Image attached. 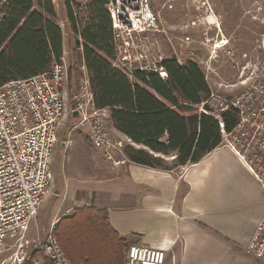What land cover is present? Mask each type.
<instances>
[{"label": "trees", "instance_id": "16d2710c", "mask_svg": "<svg viewBox=\"0 0 264 264\" xmlns=\"http://www.w3.org/2000/svg\"><path fill=\"white\" fill-rule=\"evenodd\" d=\"M108 0H64L65 25L80 52L96 109H107L111 128L126 137L125 160L170 172L200 162L220 146L219 122L205 114L211 90L194 61L174 56L156 72L113 66L115 47ZM0 19V87L45 72L63 57V33L51 0H7ZM202 107V111H200ZM226 133L234 110L220 113ZM53 234L70 264H125L129 244L109 225L105 210L82 206L60 218Z\"/></svg>", "mask_w": 264, "mask_h": 264}, {"label": "built area", "instance_id": "2783aa9c", "mask_svg": "<svg viewBox=\"0 0 264 264\" xmlns=\"http://www.w3.org/2000/svg\"><path fill=\"white\" fill-rule=\"evenodd\" d=\"M6 3L7 0H0V19ZM106 8L115 47L113 66L129 77L138 69L156 72L165 79L166 74L158 65H132L161 61L147 60L150 36L159 27L151 0H108ZM217 45L223 49L227 40H220L213 47ZM225 52L233 56L229 50ZM66 79L62 57L43 73L0 87V254L7 240L15 239V250L0 264H70L53 234L56 223L44 236L25 238L50 192L53 149L58 129L68 115L77 122L74 129L85 132L91 145L101 150L108 162L113 166L124 164L113 155L118 146L106 129L109 113L107 109L95 108L87 76L71 96V110L66 105ZM248 80L245 89L230 102L211 93L206 102L208 111L203 112L219 122L220 146L240 159L264 194V44ZM228 109L235 111L237 123L226 133L220 113ZM244 251L264 264V212ZM165 259L166 252L161 249L132 245L125 252V264H164Z\"/></svg>", "mask_w": 264, "mask_h": 264}, {"label": "crops", "instance_id": "0c3cea01", "mask_svg": "<svg viewBox=\"0 0 264 264\" xmlns=\"http://www.w3.org/2000/svg\"><path fill=\"white\" fill-rule=\"evenodd\" d=\"M70 49L63 38V55ZM177 53L174 48L182 64ZM80 60L83 64L81 55ZM75 142L61 147L67 150ZM79 144L83 147L80 140ZM56 178L43 202L50 225L87 206L105 210L110 227L130 246L164 250V264H262L244 249L264 212V194L240 159L225 147L183 170L159 171L126 160L113 166L96 158L89 177L63 173Z\"/></svg>", "mask_w": 264, "mask_h": 264}, {"label": "rangeland", "instance_id": "374dc122", "mask_svg": "<svg viewBox=\"0 0 264 264\" xmlns=\"http://www.w3.org/2000/svg\"><path fill=\"white\" fill-rule=\"evenodd\" d=\"M69 1L82 2V0ZM51 2L55 8L63 38L72 48L73 36L64 22V0H51ZM151 4L154 13L158 16L159 27L158 32L150 36V52L147 55L149 62H158L170 56L177 59L174 55L175 48L178 50L177 54L182 64L188 58L197 63L205 75L211 93L220 99L230 102L245 89L249 83L250 72L259 61L264 44V0H151ZM209 15L215 17L217 27L206 23L205 19ZM221 37L227 39V46L223 49H218L220 46H216L215 49L213 45L217 44V41H224ZM226 50L233 53V56H229ZM235 58L237 62L234 61ZM63 59L67 72L64 84L66 105L71 110V96L86 73L80 60V52L74 53L70 49L63 55ZM132 65L152 67L157 64ZM76 123L68 115L59 127L50 165L52 184L46 198L49 197L51 189L58 181L56 178L58 174L66 173L86 178L92 173L94 159L105 160L101 150L88 144L90 140L85 137V133L74 129ZM106 129L118 146V150L113 152V155L124 161L123 148L129 143L121 141L113 133L109 120L106 123ZM76 140L77 143L75 142L73 147L64 150L67 143ZM79 140L83 147L79 144ZM64 143V149H62L61 146ZM178 169L181 170V167ZM45 216L46 212L42 203L27 231L25 236L27 240L47 234L52 224H48L50 220L48 222ZM58 217L60 214L56 215L55 220H58ZM14 245L15 239L7 240L5 249L0 254V263L9 258L15 250Z\"/></svg>", "mask_w": 264, "mask_h": 264}, {"label": "bare ground", "instance_id": "6f19581e", "mask_svg": "<svg viewBox=\"0 0 264 264\" xmlns=\"http://www.w3.org/2000/svg\"><path fill=\"white\" fill-rule=\"evenodd\" d=\"M205 21H206V23H207L208 25H210V26H214V27H217V26H218L215 17L212 16V15H209L208 17H206ZM217 46H218V45H217ZM221 48H222V47H220V48H218V49H221ZM215 49H216V47H215Z\"/></svg>", "mask_w": 264, "mask_h": 264}]
</instances>
